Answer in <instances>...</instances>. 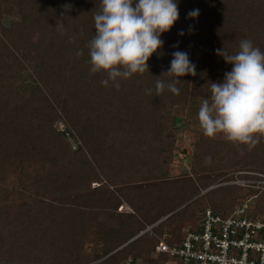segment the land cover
<instances>
[{"label": "trees", "instance_id": "1", "mask_svg": "<svg viewBox=\"0 0 264 264\" xmlns=\"http://www.w3.org/2000/svg\"><path fill=\"white\" fill-rule=\"evenodd\" d=\"M65 5L71 9L65 11ZM178 7L179 20L162 34L164 45L150 57L149 72L121 80L117 89L111 82L101 85L105 73L89 71L86 45L95 33L93 16L100 0H0V15L12 18L8 25L0 20V264H33L35 258L41 264H81L85 259L168 264V254L151 255L160 238L171 246L183 241L174 224L179 212L128 242L183 204L195 213L201 209L188 226L194 231L200 230L207 209L223 217L234 211L242 187L204 192L208 180L165 181L166 166L177 131L185 126L177 106L193 97H210L211 82H222L231 71L216 50L235 53L240 41L248 39L264 51V0H178ZM193 9H199V16L187 18ZM58 19L63 31L55 28ZM79 49L81 57L76 56ZM175 51L188 53L197 75L179 78V95L166 90L156 96V79H171L161 74L170 68ZM31 68L36 77L29 94L2 81L4 70ZM148 88L153 95H146ZM58 122L66 129H58ZM67 135L79 142V149H71ZM193 156L195 172L220 169L215 180L245 162L258 168L240 172L252 168L264 173V139L249 149L228 141L219 145L202 135ZM102 177L113 186L142 185L119 195L104 187L92 190V182ZM158 177L164 183L144 187ZM249 192L258 199L250 204L249 217L264 220V191ZM124 200L136 214L117 212ZM95 212L106 215L98 226L103 247L96 254L85 244L78 247ZM72 247L80 248L81 256Z\"/></svg>", "mask_w": 264, "mask_h": 264}, {"label": "clouds", "instance_id": "2", "mask_svg": "<svg viewBox=\"0 0 264 264\" xmlns=\"http://www.w3.org/2000/svg\"><path fill=\"white\" fill-rule=\"evenodd\" d=\"M64 8L68 11L71 5ZM198 16L199 9L187 14L189 19ZM93 20L95 33L86 45L89 71L105 73L101 85L109 87L111 82L119 89L121 80L149 72L150 57L164 45L162 34L179 20L178 0H100ZM55 28L64 30L62 19L57 20ZM192 30L190 26L189 31ZM216 54L232 68L224 73L222 82H211L210 98L203 99L198 109L199 126L206 137L223 135L228 142L254 148L264 139V51L243 39L235 53L223 48L217 49ZM83 55V49L77 50V57ZM172 57L170 68L161 74L171 79H156V96L166 90L179 95V78L197 75L187 52L175 51ZM145 93L151 96L153 89L148 88Z\"/></svg>", "mask_w": 264, "mask_h": 264}, {"label": "rangeland", "instance_id": "3", "mask_svg": "<svg viewBox=\"0 0 264 264\" xmlns=\"http://www.w3.org/2000/svg\"><path fill=\"white\" fill-rule=\"evenodd\" d=\"M0 20L2 21L3 25H8L10 23V21L12 20V18L10 16H1L0 15ZM37 37V34L34 35V38ZM35 71L34 69H29L27 71L21 72V71H17V72H10V70H4L3 72V76H2V81L4 82V84L6 86H13L17 89H20L21 91H23L25 94H29L32 85L35 83ZM6 89V88H5ZM210 97H193L191 99H187L186 102H181L179 106H177V112L179 115H182L184 117V128L180 129L177 131L175 140L173 145L171 144L170 149L172 152V161L171 163L166 166L168 167V179L165 181H175L178 184L181 182H187L190 180H197L199 182L202 183V181H207L208 180V186L206 188H204V192L206 190H208V188H216V189H221V188H228L231 186H236V185H231V184H226V183H231L232 179L235 177L236 174L240 175L243 174L242 172V167H256L255 165L249 164L247 162L243 163V164H239L238 168L229 170L230 174L229 176H226L224 178H219L218 180H215L219 170H216L215 173L211 172V171H203V169L201 168V170H199V172H195L194 168H196V161L194 160V151L196 148V143L198 142L199 138L203 135L202 130L199 126V122L197 119V113H198V109L200 107V103L203 99H207ZM178 105V104H176ZM56 127L60 130H65L66 126L64 124V122H58L56 123ZM204 139H208L210 141H215V143L219 142V145L222 141H226L227 140L223 137V135H217L214 138H209V137H205L203 135ZM67 142L69 144V146L71 147L72 150H77L79 149V142H77L72 136H68L67 135ZM222 148H225L222 147ZM221 149V148H220ZM233 152V151H232ZM234 153V152H233ZM241 155V154H236V156ZM240 157H237V159ZM199 169L200 167L197 166ZM258 168V167H256ZM167 168H165L166 170ZM244 171H252V172H259L261 174H264L262 171H257L254 170L252 168H246L243 169ZM239 171V172H237ZM227 172V171H226ZM250 176H254V174H249ZM241 176V175H240ZM256 177V176H254ZM261 178V177H259ZM102 180V181H101ZM100 181H94L91 184V189L92 190H97L100 189L101 187H104V189L115 193L116 195H119L120 192L122 190H131L133 188H137L139 186L142 185V183L138 182L136 184H125V185H118V186H113L111 183L107 182L105 180V178L102 177ZM154 182H146L144 185V187H149L152 185H160L162 183H164V180H162V178L158 177L155 180H152ZM17 182L13 181V186L16 185ZM264 186V184H262ZM240 187V186H238ZM251 188L246 187L240 189L239 195L237 196L238 200L236 205H238L241 201H243L242 199H251L253 205L256 203V201L258 200L256 196H253L249 190ZM259 192H263L264 189H256ZM119 191V194H118ZM202 192V193H204ZM201 195V194H200ZM121 197V196H120ZM121 199H123V197H121ZM191 202V201H190ZM189 202V204H191ZM188 204V203H187ZM187 204H183L181 206H179L178 208H176L172 213L171 216L178 213L179 212V217L176 218V220H174V224H175V229H177L179 232L182 233L183 229L185 227H188L189 225L192 226L193 223H195V220L197 221L198 218H196V216H200L201 213V209H199V211H196V213L190 209H188V205ZM118 213H127V214H136L135 211L132 209V207L124 200L122 201V206L118 209L117 211ZM196 215V216H195ZM170 216V217H171ZM195 216V217H194ZM92 217L94 218L93 222H90L88 225V232L84 233L82 236V239L79 241V246L81 247V245L84 246V244L86 245V249H89L90 251H92V249L95 251L98 250V248L100 249V247H103V244L100 240V234L98 231V226L99 223L103 220L104 217H106L105 214L102 213H98L95 212L93 213ZM169 217V218H170ZM194 217V218H193ZM260 219H262L261 216H259ZM168 220V219H167ZM165 222V221H164ZM168 228L166 227L165 231ZM171 235V234H170ZM160 236V235H159ZM158 236V237H159ZM87 238L89 240V242H84V239ZM70 249V247H68ZM72 250H74L76 252L77 255L81 256L80 254V248L77 249V247H72ZM96 254V252H95ZM151 257L153 259H157L159 257V255H157V253H152ZM99 261H88L87 259L84 260L83 263L81 264H97ZM33 264H41V262L39 261V259L35 258L33 261Z\"/></svg>", "mask_w": 264, "mask_h": 264}, {"label": "built area", "instance_id": "4", "mask_svg": "<svg viewBox=\"0 0 264 264\" xmlns=\"http://www.w3.org/2000/svg\"><path fill=\"white\" fill-rule=\"evenodd\" d=\"M242 173L256 177L240 179L236 174L231 183L226 184L264 189V174L252 171ZM251 203L249 198L241 201L228 217L207 209L202 213L200 230L185 227L182 231L184 239L179 245L171 246L165 238H160L155 253L168 254V264H264V220L249 217ZM170 216H163L156 223L147 225L128 243L153 232Z\"/></svg>", "mask_w": 264, "mask_h": 264}]
</instances>
